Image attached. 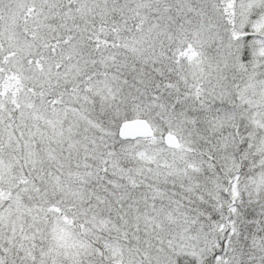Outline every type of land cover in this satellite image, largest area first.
I'll use <instances>...</instances> for the list:
<instances>
[{
  "label": "snow or ice",
  "instance_id": "1",
  "mask_svg": "<svg viewBox=\"0 0 264 264\" xmlns=\"http://www.w3.org/2000/svg\"><path fill=\"white\" fill-rule=\"evenodd\" d=\"M0 264H264V0H0Z\"/></svg>",
  "mask_w": 264,
  "mask_h": 264
}]
</instances>
